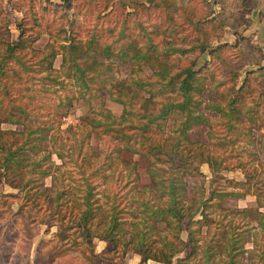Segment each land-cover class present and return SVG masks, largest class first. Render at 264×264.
<instances>
[{
	"label": "trees",
	"instance_id": "1",
	"mask_svg": "<svg viewBox=\"0 0 264 264\" xmlns=\"http://www.w3.org/2000/svg\"><path fill=\"white\" fill-rule=\"evenodd\" d=\"M119 1L123 10L126 7L133 9L126 11L125 17L150 6L167 7L170 3L169 0ZM105 2L103 10L113 9L114 0ZM27 20L26 15L21 17L16 23L18 33L11 38V20H2L0 15V182L25 189L28 198L34 200L45 193L44 215L37 221L47 226L56 223V234L60 239L70 236L71 233L66 232L67 226L73 228L92 252L93 238L98 237L108 241L112 248L120 247L123 254L138 253L141 264H146L148 259L166 264L175 260L176 264H183L198 255L202 264H210L216 257L214 264H264V212L259 210L264 207V174L246 168L241 161L229 163L231 153L225 148L227 143L239 141L255 144L264 151V100H261L264 88L258 90L255 87L253 70H246L239 82L242 64H233L227 55H209L198 65L199 55L188 57L185 47L178 49L181 55L159 54L151 36L144 40L127 39L116 47L114 41L103 39L96 29L88 31L83 39L70 34L72 22L67 28L61 27L64 31L61 37L64 41L60 42L61 72L82 89L77 96L91 102L90 108L97 112V116L81 117L83 125L89 128L87 135L108 136L113 144L109 150L96 145L91 147L94 152L84 151V158L79 161L83 186H76L82 192L80 195L75 193L73 200L68 197L65 185L69 183L64 179L76 177L65 173L61 166L66 158L55 137L49 134L53 124L40 119L35 107L21 101L24 97L37 96L30 90L35 85L32 79L41 82V90L56 88L52 87L55 84L64 85L59 74L53 73V59L58 51L50 41L42 48H32V58L24 56V50L33 46L42 33L32 32L33 25H28ZM198 28L196 24L195 29ZM106 29L111 31L112 27ZM125 29L126 23L118 33L125 34ZM197 43L199 53L209 48L208 52L212 54L221 47L219 43L207 45L201 39ZM149 49L150 55L147 54ZM113 56L133 65L131 73L124 79L116 81L111 73ZM9 59L15 64L12 75L5 69ZM214 62L221 64L220 70L226 72L225 77L219 78L215 69H211L209 64ZM143 66L149 68V75L141 73ZM36 72L39 75H34ZM27 81L30 85L21 84ZM14 84L17 85L13 88ZM99 89H105L109 97L122 105L119 115L103 104L93 105ZM207 91L209 96L205 95ZM71 100L67 96L65 102L61 100L55 104L52 112L46 109L48 117L52 120L63 118ZM202 105L217 115L211 118L201 109ZM3 123L21 127L3 128ZM213 126L221 131H212ZM254 128H259L257 138L252 132ZM214 137L216 140L211 141ZM44 140L49 141L48 147L43 146ZM206 140L212 142L213 148ZM122 151L147 159L151 181L141 187L133 185V190L125 196L130 203L123 209L115 201L98 203L93 198L95 185L92 181L99 174L111 178L117 160L130 163L129 168L133 171L136 161L120 159L118 156ZM98 153L104 154L101 170L96 167L84 170L94 164ZM201 162L209 164L213 176L222 169L240 166L244 179L228 181L242 190L211 189L208 196L204 195L205 176L198 165ZM48 176L49 185L44 181ZM134 176L135 181L137 173ZM191 178L197 179L190 182ZM246 192L255 195L256 207L240 209L241 222L221 229L218 238L206 237L213 220L206 208ZM213 198L218 199L213 202ZM64 222L68 225L63 226ZM234 235H238L239 242ZM247 241L251 242L250 247L245 245ZM180 253H184L183 257L178 256Z\"/></svg>",
	"mask_w": 264,
	"mask_h": 264
},
{
	"label": "rangeland",
	"instance_id": "2",
	"mask_svg": "<svg viewBox=\"0 0 264 264\" xmlns=\"http://www.w3.org/2000/svg\"><path fill=\"white\" fill-rule=\"evenodd\" d=\"M114 1L113 9L110 10V7H108L103 10L105 0H66L64 2H54L53 0H0L2 20L4 18L11 20V38L16 37L18 29H14V25L24 15L28 18L27 24L33 25L32 32L42 31L33 46L24 50V56L27 59L32 58L31 55L34 54L32 48H42L48 41L58 51L53 59V73L59 74V79L63 80L64 85L55 84L52 87L56 88L41 90V82L32 79L35 85L30 87V90L37 93V96L32 99L24 97L21 101L35 107V112L38 111L40 119L53 124L49 134L52 135V138L55 137L56 144L63 150L66 160L64 164H61V161L55 155H53V158L61 164L65 173H70L76 177V179L72 177L64 179L66 183H69V185H65V188L68 190V197L72 199L75 197V193L80 195L82 192L79 188L83 186L80 177L82 167H80L79 161L84 158V151L94 152L91 147H96V145L109 150L113 144L108 136L97 138L94 133L87 135L86 131L89 128L83 125L84 122L82 123L81 117L97 116V112L90 108L91 102L77 96L82 89L77 87L71 78L64 77L61 72L60 42L64 41L61 38L64 34L61 27L67 28L72 22L70 34L73 33L81 38H85L88 31L96 29L102 33L103 39L114 41L116 47L121 44V41H128L127 39L132 41L136 37L144 40L146 37L150 38L151 36L158 46L159 54L181 55L178 53V49L185 47L188 50L185 55H188V57L193 58L199 55L198 65L208 55H227L229 61L233 64H242L239 82L245 71L251 69L253 70L252 82L256 84L255 87L258 90L264 88V0H169L170 3L167 7L150 6L127 17L124 16V13L133 11V9L126 7V10H123L120 1ZM124 23H126V29L124 30L125 34L122 35L118 31L124 26ZM196 24L200 28L195 29ZM107 27H112V30H107ZM199 39L207 45L217 46L220 44L221 47L212 54L208 52L209 48L203 53H199L196 46ZM151 52L149 49L147 54L150 55ZM155 52L157 53V51ZM34 59L36 60V58ZM10 60H7L5 62L6 66H4L9 71V75H12L15 64ZM111 61L113 63L111 73L116 81L124 79L131 73L132 64L122 62L114 56L111 57ZM216 63H210L209 66L211 69H215V73L219 78L225 77L226 72L220 70L221 64ZM140 69L141 73L149 75L150 70L147 66ZM34 75L39 74L36 72ZM29 81L21 84L28 86L30 85ZM15 85L17 84L12 87L14 88ZM95 94L97 96L93 98V105L103 104L116 115L122 112V105L109 97V94L105 93V89H99ZM209 94L208 91L205 92L206 96H209ZM67 96L72 99L71 104L66 108L68 113L59 120H52L51 117H48V113L55 110V104L65 102ZM261 100H264V98L261 97ZM46 109L50 111H45ZM201 109L211 118L217 115L203 105ZM1 127L21 126L3 123ZM212 131L218 132L221 130L219 127L213 126ZM258 131L259 128L252 130L255 138L258 137ZM73 132L75 133L74 136ZM215 140V137L211 138V141ZM211 141L209 147L213 148ZM48 145L49 141L44 140L43 146L48 147ZM225 148L231 153L227 160L229 163L236 164L241 161L246 168L256 169L259 173L264 174V151L260 150L257 145L238 141L227 143ZM98 155L99 157L96 158L94 164L84 167V170L87 168V171H90L93 167L101 170L104 154L98 153ZM118 157L123 160L136 161L135 169L132 171L129 168L130 163L117 160L111 178H103L99 174L92 180L95 185L93 198L98 203L115 201L123 209L124 206L128 207V203H130L125 196L129 190H133V185L141 187L145 183H151V181L147 172L148 161L143 156L122 151ZM113 159L118 158L114 157ZM201 169L205 174L204 195L208 196L211 189L222 190L230 189V187L239 189V185L232 186V183L228 181V179H239V167L233 168L232 173L224 169L220 170L214 176L208 172L206 166L201 165ZM135 173H137L138 178L134 181ZM193 179L191 178L190 182ZM44 181L49 185L51 182L50 177H46ZM76 186H79L78 189ZM44 194L42 193L38 200H34L31 197L28 198L25 189L20 190L0 182V264L128 263L127 255L129 254H123L120 247L112 248L111 244L104 239L93 238L92 252L91 247L84 242L78 232H74L73 228L67 226L68 231L66 232L71 233L70 236L66 239H60L56 234L58 229L56 223L50 226L39 223L37 219L44 215L42 209ZM216 199L218 198H213L212 201L214 202ZM251 199V195H246L242 199L228 197L223 199L220 205L212 204L208 206L206 212L213 220L210 222V233H207L206 237L218 238L221 229L228 227L229 224L239 222V220L241 222L239 210L245 204H249L252 201ZM21 204L23 206L20 210L18 207ZM39 204L42 206L39 207ZM231 218L233 220L228 221ZM224 223L228 224L223 227ZM63 224V226H66L68 222ZM238 229L241 230L239 227ZM183 235L185 236V233ZM234 238L236 242H239L238 235H234ZM219 242H222L221 238ZM245 245H250V242L247 241ZM103 249L105 251L102 253ZM91 253H94V256H91ZM183 255L184 253L178 254L180 257H183ZM242 255L247 256V254ZM197 257L183 264H202ZM237 258L239 259V256ZM244 259L246 260V258ZM216 261L217 257L210 260V264L217 263ZM132 263L134 262L129 260V264ZM150 264L153 263L150 262ZM168 264L176 263L173 260L172 263Z\"/></svg>",
	"mask_w": 264,
	"mask_h": 264
},
{
	"label": "crops",
	"instance_id": "3",
	"mask_svg": "<svg viewBox=\"0 0 264 264\" xmlns=\"http://www.w3.org/2000/svg\"><path fill=\"white\" fill-rule=\"evenodd\" d=\"M54 2H61L62 0H53ZM11 25L12 24H10V27H11ZM15 26V28L14 29H16V24L14 25ZM17 30V29H16ZM17 33H18V31H17ZM207 58H209V55H208V57ZM199 165V169H200V171H202V169H201V165H204V166H206L207 167V170H208V172L210 173V174H212V172H211V169H210V167H209V164L207 163V162H201V163H199L198 164ZM223 170V169H222ZM224 170H227V169H224ZM229 170V171H228ZM227 170V172H230V173H232V170H233V168L232 169H228ZM202 173H203V171H202ZM239 173H240V177H239V179H236V180H243L244 179V173H243V171H242V169H241V167L239 166ZM205 175V174H204ZM230 189H235L234 187H230ZM239 189L240 190H242V188H240L239 187ZM238 189V190H239ZM246 195H251L252 196V201L249 203V204H245L244 205V207H256V200H255V195L254 194H252V193H250V192H246L244 195H242V196H239V197H237V199L239 198V199H242V198H244V197H246ZM243 208V207H242ZM241 208V209H242ZM259 210H261V211H263L264 212V207H259ZM183 237H185L184 235H183ZM250 242V241H249ZM251 246V242H250V245H248V247H250ZM127 254H129V255H127ZM131 254V255H130ZM126 255L128 256L127 257V261H128V263L127 264H129V260H132L134 263H132V264H135V263H140L141 264V262H140V259H141V256L138 254V253H135V252H127L126 253ZM150 262H152L153 264H165V263H162V262H158V261H155V260H152V259H148L147 260V262H146V264H150Z\"/></svg>",
	"mask_w": 264,
	"mask_h": 264
}]
</instances>
